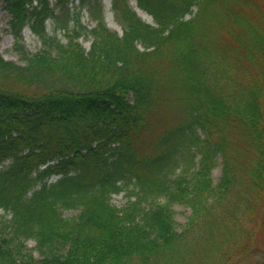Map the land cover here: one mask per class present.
Returning a JSON list of instances; mask_svg holds the SVG:
<instances>
[{
  "label": "trees",
  "instance_id": "trees-1",
  "mask_svg": "<svg viewBox=\"0 0 264 264\" xmlns=\"http://www.w3.org/2000/svg\"><path fill=\"white\" fill-rule=\"evenodd\" d=\"M55 1L0 0L26 62L0 54V207L10 215L0 264H242L258 253L264 0H136L154 24L112 0L122 34L101 0H80L92 28L69 14L75 0ZM60 12L71 16L66 42L48 29ZM27 26L41 41L32 53ZM175 205L191 209L184 224Z\"/></svg>",
  "mask_w": 264,
  "mask_h": 264
},
{
  "label": "rangeland",
  "instance_id": "rangeland-1",
  "mask_svg": "<svg viewBox=\"0 0 264 264\" xmlns=\"http://www.w3.org/2000/svg\"><path fill=\"white\" fill-rule=\"evenodd\" d=\"M56 1L50 0L51 5H53ZM130 5L137 11V13L147 22H150L154 24V19L152 15H150L147 11L144 9H141L136 0H129ZM89 6L86 4L80 3V0H75L74 2H71L69 4L70 8V15H76L77 13L80 14L81 22L85 25H87L89 28H92L96 24V20L92 17ZM101 7L103 8L105 21L113 30H116L119 34H122L123 28L119 20L116 18L113 10H112V0H101ZM57 12L58 9L56 10ZM197 12V7H194V11L192 15H194ZM61 12L58 14L60 15ZM70 15H60L61 17L56 20V27L57 30H54V25L52 23V20H48V29L50 33L56 34L59 38L62 39V41L66 42L67 37L65 35L64 27L62 29V26L66 25L65 20L68 18H71ZM66 17V18H65ZM11 16L9 12L3 7L2 3H0V54L3 56L5 60L13 61L19 64L26 63L22 58L20 57V54L15 51L13 48L14 38L12 34L8 31V22L10 20ZM69 27H72L73 20L70 21ZM84 46L88 49L91 44V38H81ZM24 48L29 51L30 53L35 52L40 49L41 47V41L35 36L31 29L27 26L23 30V41ZM160 116H162L164 119L168 116V111L164 110L160 113ZM221 168L222 165L218 164L216 168L213 170V176L215 181H218L220 175H221ZM128 201L127 192L123 190L120 193H116L112 195L111 202L115 204L118 207L124 206ZM174 209L176 211V218L181 223L184 224L187 220L188 216L191 214V209L188 207H185L183 205H175ZM63 213L65 216H73L77 213V211L74 210H63ZM2 217H10L9 214L5 213V211L0 207V218ZM255 244H258L260 251L256 254H254L251 258H245L241 260L239 263L246 264L249 260H256V259H262L263 257V251L261 249L262 244H264V233L260 232V238H255L253 240ZM26 245L32 249L35 246L34 240H28L26 242ZM35 254H38L37 251H35ZM238 261V259H237Z\"/></svg>",
  "mask_w": 264,
  "mask_h": 264
}]
</instances>
